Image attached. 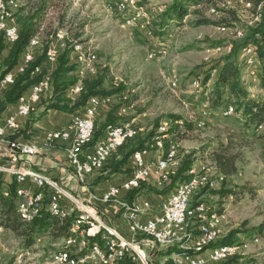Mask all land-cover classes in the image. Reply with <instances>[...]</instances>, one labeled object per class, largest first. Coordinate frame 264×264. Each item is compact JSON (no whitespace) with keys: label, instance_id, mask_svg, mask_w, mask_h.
<instances>
[{"label":"rangeland","instance_id":"374dc122","mask_svg":"<svg viewBox=\"0 0 264 264\" xmlns=\"http://www.w3.org/2000/svg\"><path fill=\"white\" fill-rule=\"evenodd\" d=\"M4 1L19 32L42 5V0ZM117 1L48 0L43 20L39 24L41 28L35 37L39 46L35 48L34 55L36 58L41 56L43 40L46 37L51 39L50 45L55 47L57 46L53 42H63L61 51L69 43L74 47V52L75 47L80 46L85 55V51L96 55V61L89 67L90 62L81 64L78 61L77 74L86 80L102 76L103 88L106 91L121 90L109 95L112 97V104L106 113L97 117L96 131L103 130L104 121L111 115L114 120L109 126L134 121V125L138 127L135 126L137 134L134 140L128 143L127 150L140 149L141 143L148 141L149 133L159 120L160 126L164 123L171 126L170 131L174 134L172 138L179 143V167L187 155L194 154V165L209 164L217 170L212 154L220 151L232 138L234 148L231 152L239 155L237 173L228 176L225 181H217L215 188L206 190L207 193L200 200L208 203L215 212L225 214L223 227L227 223L228 233L233 230L240 231L237 244H251L247 250L242 251L241 254L244 255L240 264H264V234L255 231L264 223V156L258 143L248 140L238 132L237 122L242 120L241 112L236 111L231 117L223 116L228 105L234 106L232 100L218 108H213V104L208 100L210 95H213L220 70L219 62L231 51V43L239 41L233 32L234 27L245 31L255 27L261 20L262 8L259 16L244 4L242 7L240 0H222L215 12L210 6L191 8L192 13L182 24L171 23L166 34L161 36L157 35L160 30L158 24L166 7L173 0H137L150 19L153 33L151 37L140 33L134 26H124L121 16L109 13L108 7ZM204 19L226 25H196L197 21ZM231 22L235 26H228ZM221 26L229 30L222 32L219 29ZM220 42L223 44L218 45ZM240 61L243 65L242 78L251 98L264 99V90L259 79L261 72L257 77L248 73L244 53ZM208 74L210 80L204 86L203 80ZM175 79H179L176 87L172 86ZM195 79L201 82L199 88L192 86ZM70 93L74 94L71 90ZM203 112H207V116L201 119ZM200 122L203 123L201 126L198 125ZM261 126V130L258 127L253 128L257 135L264 134V123ZM104 131H108V127ZM142 149H145V143ZM121 156L120 152L114 154L101 176L89 182L87 196L91 194L94 199L100 197L105 187V184H102L105 175L110 173V167L120 160ZM130 167L128 161L121 167L124 175L131 174ZM217 172L220 173L218 170ZM176 176L177 174L172 176L168 184H165L162 196L168 194L177 184ZM100 178L103 179L99 180ZM0 183L3 189L9 191L14 182L11 183L5 177L0 178ZM223 191H231L234 194L223 197ZM73 196H76V193H73ZM117 215L115 222L112 221L115 218H105V222L120 231L119 227L125 228V223L120 214ZM255 237L259 239V243H252ZM63 239L44 236L37 239L34 246L26 249L18 237L3 229L0 224V264H51L55 253L63 248ZM168 249L178 253L180 248L175 245ZM168 249L153 255L151 264H171L167 259L169 255L164 254Z\"/></svg>","mask_w":264,"mask_h":264},{"label":"built area","instance_id":"2783aa9c","mask_svg":"<svg viewBox=\"0 0 264 264\" xmlns=\"http://www.w3.org/2000/svg\"><path fill=\"white\" fill-rule=\"evenodd\" d=\"M0 5H4V12H0V15H4V23L0 26V36L3 34L6 42L13 45L18 41L20 32L13 22V16L5 1L0 0ZM241 5L243 7V3ZM132 21L133 24L141 25L142 34L152 37L153 33L145 31L143 21H138L137 18ZM235 37L240 39V32ZM36 41L38 40L36 39ZM34 50L35 44H30L27 56L23 57V64L18 68V73H24L28 65L31 64L30 55ZM76 55L79 58L80 51H77ZM244 56L246 64L253 61H262L264 64V58L251 57L250 52ZM58 57L59 50L55 46L49 45L46 52L47 61L56 64ZM90 65L91 63H88V67ZM39 73H41V67L36 68L34 72V74ZM11 77L15 76L12 74L10 80H2V88L12 85ZM73 87L74 94H71L72 96H78L84 91L83 84H76ZM50 90L51 76L46 75L28 93L24 94L19 99L16 114L7 119L5 126L0 125V140L6 139L7 130L16 131L19 129L17 118H28L35 111L43 96ZM111 104V96L93 97L85 107L84 116H74L67 129L50 132L45 137V148H51L60 142L67 143L66 157L72 167L70 176L74 181L81 183L88 176L101 172L113 154L125 145L123 136L126 132L136 128L133 122L123 130H114V126H111V131H106L104 141L92 145V147L98 113L102 108L110 107ZM225 110L230 111L229 106ZM81 131H90L91 139L80 140ZM177 148H179L177 144L175 147H169V156L166 157H175ZM155 150H157V145H155ZM40 152L41 147L37 144L7 141V149L0 153V178L3 175L12 178L16 183V195L28 194L29 201L37 213L43 212L45 207L46 211H53L57 218L58 207H71L72 216L77 213H86V216L95 215L96 221H99L102 228L112 231V238H114V233H121L105 222L107 211L94 205L97 200L91 202L81 199L79 196H73L72 192L63 188L49 176L32 169V158L39 155ZM150 153L151 151H145V149L135 152L132 156L134 175L121 185L110 187L98 200L102 205H114L121 216L120 218L124 221L129 235L125 236L121 233V242L119 243H125V250H116V245H112V241L99 239V248H95L94 257L108 254V261L103 263L124 264L126 261H130L135 264H151V257L163 250L165 238H173V246H180V255H173L171 258L173 264H218L225 261L228 248L237 249V243L230 247H224L217 253H209V243L214 240H208V233L218 232L220 239L223 226L218 225V218H213L209 219V227H199L200 215H205L206 209L213 208L209 207L206 202H203V207L193 205L195 196L203 191L196 184V176L200 175L196 170H193V166L189 170L191 184L179 182L174 194L164 204L162 212L158 216L147 217V213L151 211L149 202H130L123 199L124 194L127 195L135 189H140L153 175L150 173V163H147L146 160ZM164 166H166L165 157H161L159 167L164 168ZM174 175L176 173L157 176L158 184L164 185ZM46 191L49 193L48 199ZM46 201L47 205H45ZM186 233H194L193 243L181 245V238ZM84 239H86L85 231ZM74 244H77V241ZM87 245H92L90 240H87ZM242 255L244 254H240V256ZM82 264H94V259L82 260Z\"/></svg>","mask_w":264,"mask_h":264},{"label":"trees","instance_id":"16d2710c","mask_svg":"<svg viewBox=\"0 0 264 264\" xmlns=\"http://www.w3.org/2000/svg\"><path fill=\"white\" fill-rule=\"evenodd\" d=\"M48 0H42L41 9L38 10L30 22L24 24L20 31L19 39L16 43L10 46L9 54L3 59V52L8 48L9 44L6 42L5 36L1 34L0 36V83L5 77L11 72H13L20 65L21 57L25 54L27 48L31 44L33 39H36L38 32L41 27L39 24L43 20V15L47 7ZM251 4V10L255 15H260V9L262 8L261 20L260 22L252 28H247L244 31V35L239 41L231 43V51L229 54L221 59L219 62L220 70L218 72V77L216 79L213 95L209 97V101L213 104V108H218L223 104L227 103L228 100H232L233 107L237 112L242 113L241 122H237V130L242 136L248 138V140H253L255 143L260 145V150L264 156V134L257 135L253 128L258 127L259 130L262 129L261 124L264 123V99L254 100L251 98L250 93L243 81V65L240 61V57L250 46L258 47L259 58H264V49L260 47V44L264 41V0H244ZM222 0H173V2L166 7L163 12L161 22L158 24L159 32L157 35H165L166 30L170 27L171 23L182 24L184 19L189 16L192 11L191 8H199L202 6H210L212 9L218 8ZM242 6V5H241ZM198 12L197 10L195 11ZM1 20V18H0ZM197 26L203 25H226L221 22H213L210 20H199L196 22ZM228 26H235L232 22L228 23ZM225 27V26H223ZM235 28V27H234ZM137 30V29H136ZM139 32V31H138ZM141 33V32H140ZM51 39L46 37L43 40V52L40 57L35 58L33 62L28 65L24 73H18L15 76L14 83L9 85L4 97V101L1 104L0 113H2L7 106L12 104H18L19 99L27 93L35 84H37L45 72L39 74H34L36 68L41 67L46 59V52L51 43ZM223 44L222 42L218 43ZM217 45V44H216ZM77 47V46H76ZM75 47V49H76ZM74 52V47L69 43L66 44L65 49L60 53L58 57L56 69L51 76V88L52 97L48 99V102L44 105V111L38 117L40 118L49 110H57L63 113H74L82 108H85L89 103L90 99L93 97H103L113 95L117 91H106L103 88L104 77H98L93 80L84 81V91L78 95L79 97L72 101L65 96L67 90H71L73 86L78 83V77L75 73L78 72V65L71 64V55ZM210 74V73H209ZM206 76L203 80V85L206 86L210 80V75ZM260 86L264 90V71L260 74ZM42 100V99H41ZM229 106V105H228ZM38 118L33 119L35 123ZM114 118L109 116L106 123L102 126V129L109 127V124L113 123ZM161 124V123H160ZM159 120L156 121L154 129L148 135V141L142 142L140 149L134 148L132 150H127L128 143L133 141H128L123 147H121L116 153H121V160L115 161L110 167L111 173H117L121 170V167L126 164V162L133 156L135 152L141 150L145 143L149 147L148 143L154 137L156 130L160 126ZM261 127V129H260ZM191 128V125H189ZM103 130L95 131L92 145H94L98 139L102 136ZM250 132V134H249ZM150 144V143H149ZM247 147V146H245ZM234 148V143L232 138L229 139L227 145L222 147L220 151H215L212 154V160L216 165L217 170L226 178L237 173V163L239 162V155L233 154L231 150ZM115 153V154H116ZM196 162L194 154L187 155L182 161L181 167L175 181L182 182L188 180V172ZM2 178V177H1ZM99 180H102L100 178ZM142 186L140 189H135L129 193L128 200L134 201L142 192ZM5 191L3 189L2 183H0V224L3 229L13 233L18 237L24 248L28 249L35 245L37 239L44 236H50L52 238L63 237L64 239L70 235V228L78 215H70L66 217H54L46 209L40 212L39 215L34 217L30 222L25 221L24 215L18 210L19 197L16 195V183H13L9 189L8 196H5ZM207 193L206 190L201 191L194 198L193 205L203 203L200 200L204 194ZM233 193V192H232ZM231 191H223L221 194L224 196L232 195ZM234 194V193H233ZM47 199L49 196L48 191H46ZM47 205V201L45 202ZM255 231L264 234V223L260 225ZM239 230L231 231L226 237L222 239H217L209 247H218L223 245H233L238 242ZM87 240H90L92 245H87L84 253L89 251L94 244H98L101 241H106L111 239V235L104 229L98 227L96 229L87 230L86 233ZM82 253V255L84 254ZM174 251L168 249L164 254L171 255ZM242 256L236 255L226 261L218 264H240ZM124 264H135L130 261H126Z\"/></svg>","mask_w":264,"mask_h":264},{"label":"bare ground","instance_id":"6f19581e","mask_svg":"<svg viewBox=\"0 0 264 264\" xmlns=\"http://www.w3.org/2000/svg\"><path fill=\"white\" fill-rule=\"evenodd\" d=\"M247 8H251V4L248 2H245L244 0H240ZM125 10H124V9ZM213 12L216 10L213 8L211 9ZM108 11L111 15L115 14L118 16H121L124 20V26L136 27L139 31H141V25L140 24H133L134 18H137L138 21H143L144 23V29L148 33H152V30L150 28V19L145 14V11L142 9L141 6L138 5L137 0H118L114 5H111L108 7ZM0 12H4V5H0ZM128 12V13H127ZM0 26L2 23H4V15H0ZM222 32H227L229 29L226 27L221 26L219 28ZM233 32L236 35H238V32H240L241 38L244 35V31L242 29L234 28ZM62 34V33H61ZM19 39V37H18ZM31 44H35V47L39 45V41H36V39H33L31 41ZM260 47L264 49V41L260 44ZM230 48V47H229ZM221 50V49H220ZM258 47L256 46H250L243 52L244 54H249L251 57H259L258 56ZM80 51L79 59L81 62H90L93 63L96 61V55L92 52H86V55L84 51H82L80 46H77L75 49V52ZM27 56V53H26ZM25 56V57H26ZM34 52L30 55V63L34 60ZM248 68V73L252 77H257L259 72L264 71V64H262V61H253L248 62L246 64ZM9 74L5 77L4 80H10ZM15 77H11V84L14 83ZM253 79V78H252ZM2 84V82H1ZM179 84V79H175V81L172 82V86L176 87ZM192 86L195 88H199L201 86V82L199 79H195L192 82ZM71 92L74 93V87L71 89ZM230 111H224L223 116L224 117H231L235 114L236 110L235 107L232 105L229 106ZM207 116V112H203V116L201 119H204V117ZM178 122H176L177 124ZM203 124L202 122L198 123L199 126ZM134 125V123H133ZM128 126H114V130H123L126 129ZM170 127L166 123L161 125L158 130L156 131L154 137L152 138L150 142V148L154 150L155 145H157V150L155 152L157 153V158L155 159L154 167L155 172L158 176H164V174H174L179 169L180 164V150L177 148V155L175 157H166L169 156V147H175V144H177V147H179V143L172 138L174 135L170 131ZM261 128V127H260ZM108 131H111V126L108 127ZM137 131L135 128L129 129L126 134L123 136V143L126 144L128 141L133 140L136 137ZM91 139V132L90 131H81L80 132V140H89ZM145 151H149L145 149ZM161 157H165V165L164 168L159 167L161 164ZM193 170H196L200 176H196V184L200 189L203 190H212L215 188V185L217 181H225L226 177L223 176L221 173H218L215 168H213L209 164H203L200 163L198 165H193ZM150 173L153 174V170L151 169L150 165ZM188 180L182 181L180 183L183 184H191V177H190V171L188 172ZM210 181V182H208ZM5 196H8V193H5ZM19 197V203H18V210L21 214L24 215L25 221L30 222L34 217L39 215L40 213H37L35 211L34 207L31 205V201H29L28 194H20L17 195ZM196 207H203V203L197 204ZM52 216L56 217L53 211H49ZM58 217H66L70 216V214L66 213L61 207H58ZM218 218V225L221 226V223L224 219L223 213L215 212L212 209H206L205 215H200L199 217V227H209V219ZM78 225V226H77ZM98 228L96 216L95 215H87L86 213H80L76 216L71 228H70V235L63 239V248L55 253L54 259L52 260L51 264H82V260H93L94 264H116V263H103L108 261V254H100V257H94L95 248H99L98 244H94V246L84 253L86 247H87V238L84 239V231L87 233V230L90 229H96ZM84 230V231H83ZM217 239H219V233L218 232H210L208 233V240H214L210 241L209 246L215 242ZM194 240V233H186L183 238H181V245H190L193 243ZM77 241V244H74ZM106 241H112V245H116V250H125V243H119L121 242V238L118 236H115L114 238L111 237L110 240ZM252 243H259L258 238H254L252 240ZM74 245V246H73ZM250 243H241L237 244V249L235 248H228V254L225 255V261L233 256L240 255L242 251L247 250L250 247ZM173 247V238H165L163 241V248H169ZM224 247H230V245H221L218 247H209V253H217L221 251ZM72 250H74L72 252ZM82 253H84L82 255Z\"/></svg>","mask_w":264,"mask_h":264},{"label":"crops","instance_id":"0c3cea01","mask_svg":"<svg viewBox=\"0 0 264 264\" xmlns=\"http://www.w3.org/2000/svg\"><path fill=\"white\" fill-rule=\"evenodd\" d=\"M53 43L57 46L56 48L59 50V53H61L62 51L60 50V48H61L63 42L61 44H60V41H55ZM9 46H11V45L9 44ZM9 49H10V47H8L3 52V56H2L3 59L8 56L9 51H10ZM27 50H28V48H27ZM27 50H26L25 54L21 57L19 65L23 64V59H24L23 57L26 56ZM41 55H42V52H41ZM78 61L81 64H84L83 62L80 61L79 58L77 60V55L75 54V52H73L71 55V64H78L79 65ZM56 64H51L45 60L43 62V64L41 65V73L43 71L45 72L43 77H45L46 75L52 76L54 70L56 69ZM19 67H17L13 72H11V74L16 76L18 74V68ZM75 76L78 77V83L77 84H84V81L86 79L81 78L77 74V72L75 73ZM1 85L2 84L0 83V109H1V104L4 101L5 93H6L7 89L9 88V86L2 88ZM52 91L53 90L51 88V90L43 96L42 100L36 106V109L31 116H29L28 118H22V117L17 118V121L19 123V129L16 131L7 130L6 139L4 141L0 140V153L7 149V141H18V142H23V143H33V144L39 145L41 147V152L39 153V155H36L32 158L31 168L49 176L51 179H53L55 182H57L63 188L67 189L68 191H70L74 194L76 193V196H79V197L84 196L85 197L84 200H88L91 202H94L95 200H97L96 202H94L95 206L100 207V208H104L107 211L106 212L107 213L106 218H110V220L112 218H115V219H112V221L115 222L116 219L118 218V215H117L118 211L116 210L114 205H108V206L102 205L100 202H98V200L101 197V195L105 191H107L110 187L119 186L123 182L127 181L128 179H130L134 175L135 168H134L133 159H132V157H130V159L128 160V163H130V165H131V167H130L131 174L130 175H128V176L124 175L122 172V168L117 173H111V170L109 169L110 173L108 172V174L105 175L106 177H104V179L102 178L104 180V183H102V184H105L104 185L105 187H104L103 193H101L100 197H96V199H94L93 198L94 196L91 194H89L87 196L86 192L89 191L88 190L89 189V187H88L89 182H91L96 177H100L101 176L100 174H102L101 172L106 169L109 162L106 164L105 168L101 172L95 173L91 176H88L84 182L79 183L77 181L72 180L71 176H70V173L72 172V167L68 163V160L66 157V149L68 146L67 143L60 142L51 148H45L44 147V140H45V137L48 133L54 132V131H62V130L67 129V127L70 125L73 117L76 115L84 116V110H85V108H82V109L75 111L74 113H70V114L63 113V112H60L57 110H49L44 115H42L40 118H38L41 115V113L44 111L45 103L48 102V99H51ZM65 96L72 101H74L78 98L77 96L71 95L70 89L66 91ZM17 105H18L17 103L9 105L6 107V109L2 113H0V125L5 126L7 119L10 116H14L16 114ZM108 109H109V107L102 108L99 111L97 117L99 118L101 116V114L106 113L108 111ZM34 118H38V120L35 123L32 122ZM105 121H107V119ZM105 121H104V124H105ZM117 122L120 123V121H117ZM127 123L129 124V121L123 123L122 125H126ZM96 124H97V121H96ZM122 125H116V126H122ZM135 126L137 127V125H135ZM96 128H97V126H96ZM105 138H106V131H104L102 133V136L98 139V141L94 145L104 141ZM148 145H149V147L146 145L145 149L148 148L147 150L151 151V153L149 156L146 157V160H147V163H150V165H151V169L153 170V175L151 176V178L149 179L148 182H146L142 185V186H144V188L142 189L141 194L136 199H134V201L149 202L151 205V211L149 213H147V217H154V216H158L161 214L164 204H166L169 201V199L171 198V196L174 194L176 187H177L179 182H177V184H175L174 188L172 190H170V192L168 194L162 196L161 192L163 191V189L165 188V186L168 184V182L170 180L167 183H165L166 185L165 184L164 185L158 184V177H157L158 175L156 173H154L155 172L154 163H155V159L157 157V153L154 152V150L150 148V144H148ZM120 160H121V158H120ZM180 161H181V158H180ZM179 169H180V167H179ZM176 174H178V171L176 172ZM5 177L8 178L11 183H12V181L14 182V180L12 178L5 176V175L2 176V179ZM100 186L102 187L101 184H100ZM33 189L36 190L35 187H33ZM4 191H6V189H4ZM5 193H8V192H5ZM79 194H81V195H79ZM155 194H156V196H155ZM153 196H155V197H153ZM128 198H129V193L127 195L124 194L123 199L128 200ZM147 199L152 200V202L148 201ZM61 208L66 213L72 215L71 207L70 208L61 207ZM78 214H80V213H78ZM223 215H224V219L221 223V226L224 225V221L226 219L225 214H223ZM97 225H98V227L102 228L99 221H97ZM102 229L107 231L112 237V231H109L108 228H102ZM119 230L125 236L129 235L126 225H125V228L119 227ZM227 230H228V228H227V223H226L225 227H223L222 236L220 239L226 237L231 232L230 231L228 233ZM121 233H114V237L118 236L121 238ZM179 248H180V246H179ZM164 249H168V248H163V250ZM73 251L74 250H72V252ZM173 255H180V249H179L178 253L174 252L173 254L168 256L167 259L171 261V258ZM171 264H173V263H171Z\"/></svg>","mask_w":264,"mask_h":264}]
</instances>
